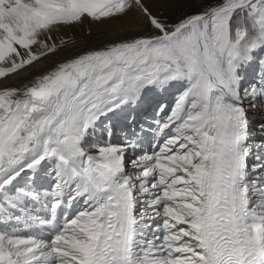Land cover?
<instances>
[{
	"label": "snow or ice",
	"instance_id": "obj_1",
	"mask_svg": "<svg viewBox=\"0 0 264 264\" xmlns=\"http://www.w3.org/2000/svg\"><path fill=\"white\" fill-rule=\"evenodd\" d=\"M0 264H264V0H0Z\"/></svg>",
	"mask_w": 264,
	"mask_h": 264
},
{
	"label": "bare ground",
	"instance_id": "obj_2",
	"mask_svg": "<svg viewBox=\"0 0 264 264\" xmlns=\"http://www.w3.org/2000/svg\"><path fill=\"white\" fill-rule=\"evenodd\" d=\"M155 10V9H154ZM161 11H164L166 14H168V9H161ZM88 26L86 25L85 28L83 30L77 29L76 30V34L79 35L81 34V32H87L89 30V28H87ZM91 31L94 33V36L97 39L103 40L105 38V35H114L116 32L119 31V27L118 26H112V25H107V24H98V25H92L91 26ZM155 99L159 100L161 99V97L157 96L155 97ZM163 100L167 103L169 102V104H171L172 102V95L168 94L165 95L163 97Z\"/></svg>",
	"mask_w": 264,
	"mask_h": 264
},
{
	"label": "rangeland",
	"instance_id": "obj_3",
	"mask_svg": "<svg viewBox=\"0 0 264 264\" xmlns=\"http://www.w3.org/2000/svg\"><path fill=\"white\" fill-rule=\"evenodd\" d=\"M166 14V13H165ZM87 28H89V27H87ZM167 103H169V102H167Z\"/></svg>",
	"mask_w": 264,
	"mask_h": 264
}]
</instances>
